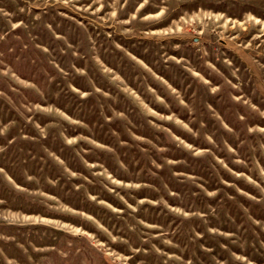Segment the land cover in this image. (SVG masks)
I'll use <instances>...</instances> for the list:
<instances>
[{
  "label": "rangeland",
  "instance_id": "1",
  "mask_svg": "<svg viewBox=\"0 0 264 264\" xmlns=\"http://www.w3.org/2000/svg\"><path fill=\"white\" fill-rule=\"evenodd\" d=\"M0 264H264V0H0Z\"/></svg>",
  "mask_w": 264,
  "mask_h": 264
}]
</instances>
